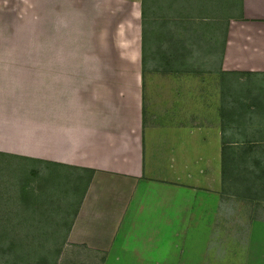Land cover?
Returning <instances> with one entry per match:
<instances>
[{
	"label": "crops",
	"instance_id": "crops-1",
	"mask_svg": "<svg viewBox=\"0 0 264 264\" xmlns=\"http://www.w3.org/2000/svg\"><path fill=\"white\" fill-rule=\"evenodd\" d=\"M127 1L133 22L111 23L115 45L143 15L144 37L151 19L165 31L155 57L165 66L146 68L141 37L115 55L128 70L84 72L76 87L64 72L43 106L19 109L3 105L1 55L0 148L65 168L77 201L65 245L83 243L102 264H219L235 215L264 222V117L254 113L264 102L235 103L244 87L228 84L264 74V0ZM240 253L241 264H264V228L243 233Z\"/></svg>",
	"mask_w": 264,
	"mask_h": 264
},
{
	"label": "rangeland",
	"instance_id": "rangeland-1",
	"mask_svg": "<svg viewBox=\"0 0 264 264\" xmlns=\"http://www.w3.org/2000/svg\"><path fill=\"white\" fill-rule=\"evenodd\" d=\"M112 6L119 7L115 14L109 10ZM129 7L127 0H0L3 105L20 109V104L29 108L40 102L43 106L54 81L64 72L72 75L76 87L84 72L126 71L127 59H116L115 55L141 48V37L146 68L152 72L165 66L155 58L165 52V31L154 27L151 19L144 37L143 15L140 24L137 12L136 28L119 31L122 49L115 45L116 29L111 23L133 22L127 13ZM228 84L235 90L244 87L243 93L233 94L235 103L264 102V74L238 73L228 78ZM254 113L255 117L264 115V109ZM258 120H245L243 125L254 127ZM64 174H68L64 167L50 166L45 159L0 148V264H102L104 255L83 243L65 245L64 233L77 201L61 190ZM262 217L253 212L235 215L234 221L226 224L223 235L232 237L219 238L218 246L229 243L233 248L227 255L219 246V264L227 256L232 264L242 263V235L251 228H264ZM174 260L172 264H177V255Z\"/></svg>",
	"mask_w": 264,
	"mask_h": 264
},
{
	"label": "trees",
	"instance_id": "trees-1",
	"mask_svg": "<svg viewBox=\"0 0 264 264\" xmlns=\"http://www.w3.org/2000/svg\"><path fill=\"white\" fill-rule=\"evenodd\" d=\"M142 14H143V11H142ZM66 180V181H65ZM69 183V181H67V179H64V182H63V185H64V187L61 189V190H63L64 192H65V194H66V192H68V185L69 184H66V183ZM67 189V190H66Z\"/></svg>",
	"mask_w": 264,
	"mask_h": 264
}]
</instances>
